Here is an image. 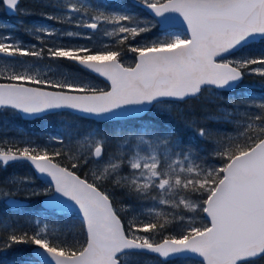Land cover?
I'll use <instances>...</instances> for the list:
<instances>
[{
    "label": "snow or ice",
    "instance_id": "6c2138e0",
    "mask_svg": "<svg viewBox=\"0 0 264 264\" xmlns=\"http://www.w3.org/2000/svg\"><path fill=\"white\" fill-rule=\"evenodd\" d=\"M2 3L7 11L19 10V0ZM137 3L150 19L113 0H57L46 5L53 10L43 13L45 19L78 30L26 29L39 42L30 47L0 32V110L30 119L69 112L119 125L87 130L83 150L72 155L64 147L73 135L67 128L49 136L58 149L30 138L20 141L23 147L0 139V167L28 163L47 177L46 187H33L30 194L47 195L50 208L78 216L84 237L83 242L64 238L41 218L21 224L4 215L0 204L5 226L0 251L33 246L24 264H133L144 253L157 264L179 258L198 264L264 261V96L243 97L234 105H247L237 122L243 128L235 138H242L240 143L213 139L206 125L193 130L198 141L213 143L207 157L185 135L144 119L154 108L196 98L205 89L235 90L245 75L264 78V52L244 51L264 43V0ZM157 25L163 37L148 39ZM97 33L105 38L102 43L94 39ZM128 53L135 59L126 66ZM41 61L43 70L36 67ZM91 77L110 86L102 89ZM220 111L207 118L232 121L233 113ZM111 143L118 150L106 155ZM62 156L68 166L54 162ZM207 158L221 163L209 164ZM89 165L90 179L88 172L84 178L77 174ZM32 184L29 176L5 177L0 201L19 210L23 202L16 195ZM117 190L132 205L131 219L127 214L122 219L124 210L114 206ZM184 210L205 214L208 224L198 226Z\"/></svg>",
    "mask_w": 264,
    "mask_h": 264
},
{
    "label": "rangeland",
    "instance_id": "374dc122",
    "mask_svg": "<svg viewBox=\"0 0 264 264\" xmlns=\"http://www.w3.org/2000/svg\"><path fill=\"white\" fill-rule=\"evenodd\" d=\"M47 0H20L19 3V10L15 11L13 15L8 16V21H3L0 15V32L2 33H11L17 38H20L18 35L24 36L25 33L30 34L28 37L32 38L31 41H26V38H28L26 35L23 38H20L24 41L26 46H31L33 43H39L34 39V36L30 32H26V29H31L33 27H55L57 32H60L62 29L66 30H78L75 29L74 25L70 24H59L57 25L53 21H49L45 19L43 13L46 12H52L51 7H46V5L52 4ZM127 7L134 11L137 15L141 16L145 19H150L151 17L147 15H143L141 13V10L138 6L137 0H126ZM113 3L117 6H126L123 4H120L119 2L113 0ZM55 4V3H53ZM3 11V8L0 7V13ZM31 13V14H28ZM41 18V19H39ZM88 31V30H84ZM148 39H152L154 37L160 36L163 37L164 31L158 30V27L154 28L152 33L146 34ZM46 41L51 40L50 37L44 38ZM67 39H73V38H65ZM94 39L97 40V43H102V41L105 39L101 33H97V35L94 37ZM75 42V41H74ZM79 43H84L85 41H78ZM245 52H250V54L254 56H259L261 52H264V43H256L254 44L250 49H245ZM237 56L240 55V53L236 54ZM234 57H229V59H232ZM22 60H26L29 63L32 62V58H20ZM134 54L128 53L124 57V63L127 65L134 64ZM45 61L39 62L36 67L39 70H43ZM248 79L247 81L240 84V89L234 90V91H223V90H215V89H205V91L201 94L200 97H203L205 99L211 100L220 106L218 107V113L215 114L213 117H219L221 115V109H227L229 112L233 113L232 121L231 122H225L223 119H216L218 120V128L210 129L212 132L213 139H226V138H233L234 142L240 143L242 142V138L235 139L239 132L243 131V128L240 126L238 121L241 120L242 114L245 112V108L247 105L240 106L238 108L234 107L236 102L240 101L243 97H255L257 98V101H259V97L264 96V78H261L256 75H247ZM94 82L102 89H107V84L100 80L97 77H91ZM260 91H255V90ZM221 99L223 100H231V104H223L221 103ZM249 104L251 101L248 102ZM174 106H177V103H170L166 105L163 108H154L149 114H152L153 116H158L159 114H163L166 112H169ZM255 111V109H252ZM59 118L54 119L53 116H45L43 119H36V120H24L20 117L19 114L13 113L11 110H0V139H8L9 141H15V143H21L24 146V143L20 142L25 139H31L36 143L44 144L48 143L50 144L51 148H56L57 143L51 142L49 140V136L55 134L57 131L61 129L60 125L57 123V120ZM30 124V125H28ZM71 128L69 129L73 135L71 138H68L65 142V150L71 151L72 154H78L83 149L80 148V143L82 142V136L87 133V130L92 129V127L89 124H82V122H75L73 125L70 123ZM33 126V127H32ZM73 127V128H72ZM76 133H80L81 135H76ZM212 143V142H211ZM213 145V143H212ZM115 143L110 144V149L108 150L107 154H110L111 152L115 151ZM78 147V148H77ZM214 147V145H213ZM212 147V148H213ZM110 151V152H109ZM69 154V153H68ZM106 154V155H107ZM209 164L215 165L212 161H207ZM216 166V165H215ZM92 165H89L90 169ZM79 175V174H78ZM7 177V175H6ZM34 180V183H37L38 178L34 177L33 172L29 175ZM0 181H3V179L0 178ZM42 185V184H41ZM41 185L36 184V188H42ZM46 186L45 184H43ZM8 189L15 190L12 188L11 185L6 186ZM38 198V196L35 197ZM0 203H3L0 201ZM128 210L130 213V216L132 217V205H128ZM185 213H187L190 216H195L196 220H202L204 219L202 215V219L200 216V213H190L188 210H184ZM203 214V213H202ZM37 218L44 219V223H46L50 230H55L59 235H61L64 238H67L71 240L73 237L81 241L82 238V230L80 228V220L78 216L75 214L72 215H62L56 218L57 220L54 221V224L51 223V221L47 220L46 218L38 217L31 214H25L21 216H15V219L11 218L14 221H19L21 224H24L26 221L29 220H35ZM143 219V217H141ZM208 224V223H206ZM5 226L4 224L0 223V228ZM1 233V232H0ZM22 247H25L23 245ZM32 247V246H30ZM23 251V249L21 248ZM12 255H16V252H12ZM29 257L26 256L25 259ZM21 261L22 264H24V261ZM144 262V264H157V258L154 256H151L149 254H139L138 259L134 260L133 264H141V262ZM173 261V260H171ZM169 261V262H171ZM256 264H264V261H257Z\"/></svg>",
    "mask_w": 264,
    "mask_h": 264
},
{
    "label": "trees",
    "instance_id": "16d2710c",
    "mask_svg": "<svg viewBox=\"0 0 264 264\" xmlns=\"http://www.w3.org/2000/svg\"><path fill=\"white\" fill-rule=\"evenodd\" d=\"M119 2L120 4L126 5L127 7V2L126 0H115ZM1 2V0H0ZM141 13L143 15H146L143 10H141ZM1 18L2 20L6 21L7 16L6 14L2 11L1 12ZM29 36L30 34L25 33L24 36ZM20 38H23L24 36L18 35ZM33 40L32 38H26V41H31ZM248 77L246 78L247 81ZM240 88V87H239ZM205 90L202 91V93ZM201 93V94H202ZM201 94L196 97V98H188L184 102H178L177 106H174L169 112L159 114L158 116H153L152 114H145L144 119L149 120L151 122H154L155 124L162 125L165 128H173L175 129L178 133L185 135L188 139L192 140L194 144L198 146L199 149L202 150V155H205L207 157V153L210 152L213 148V145L211 142H204V141H198L197 138L192 134L193 130L197 126H203L206 125L209 129H214L218 128V120L216 119H208L207 117H213L215 114L218 113V107L220 106L219 104L205 99L203 97H200ZM47 116H53L55 121L57 118V123L60 125L61 129L67 128L70 129L72 125L79 121L82 122V124H89L94 128H101V129H108L111 130L112 128L118 127V124L115 123H104V122H94L91 120H86L81 118L78 115L71 114L69 112H60V113H55ZM36 120V119H35ZM196 120L198 121V124H192V121ZM30 125V124H28ZM33 127V126H32ZM73 128V127H72ZM60 129V130H61ZM68 138L65 139V142L67 141ZM11 146H19L23 147L21 143H12ZM64 143V147H65ZM61 145L57 144V149L60 148ZM78 148V147H77ZM110 149V145L106 147V154L108 150ZM117 147L115 146V151H117ZM66 151V150H65ZM71 155V151H66ZM110 152V151H109ZM113 153V152H111ZM57 163H60L63 166H68V160L67 156H62L59 157L55 160ZM207 161H212L216 166H219L221 161L207 158ZM32 170L26 163H15L7 167V169H4L0 167V178L4 179L7 176L15 173L18 177H24V176H29L31 174ZM88 172L89 173V179L91 177V173L89 169L85 168L83 170H78L77 174L81 175L83 177V173ZM35 177V176H34ZM84 178V177H83ZM38 183V181H37ZM106 190L109 192L112 191L110 187L107 185L105 186ZM155 194V193H153ZM42 196V195H41ZM36 198V200L30 201L27 205L19 207V210L13 209L12 207L7 206L5 203H0L3 204V211L4 215L10 216L11 218L15 219V216H21L25 214H31L35 216H39L42 218H46L47 220L51 221V223L54 224V221H56L59 216L66 215L64 213H60L57 211L53 210H46L43 209L40 204H39V199ZM128 205L129 202L126 197H124L123 193L120 192L119 190L116 191L115 194V200H114V206L123 209L122 219H125V215L127 214V219H131L129 210H128ZM202 213H200L201 219ZM126 222V220H125ZM207 220L204 218L202 220L198 221V226L199 225H206ZM80 228L82 230V226L80 224ZM171 230V229H170ZM177 230L179 228L177 227ZM0 232L4 233L5 229L4 227L0 228ZM83 232V230H82ZM159 239L160 237H156ZM83 233H82V238L81 242H83ZM25 245V247H22ZM30 246L28 244H19V245H14L11 249H8L6 251H0V264H22L21 261L25 259L26 256L30 255ZM23 249V251L21 250ZM12 252H16V255H12ZM168 264H198V260L195 259H185V258H179V259H174L171 262H168Z\"/></svg>",
    "mask_w": 264,
    "mask_h": 264
},
{
    "label": "water",
    "instance_id": "95a60500",
    "mask_svg": "<svg viewBox=\"0 0 264 264\" xmlns=\"http://www.w3.org/2000/svg\"><path fill=\"white\" fill-rule=\"evenodd\" d=\"M19 1H20V0H19ZM3 8H4V10H5V12H6L7 15H11V14L14 13V12L7 11V10H6V7H5L4 5H3ZM158 29H159V30H163V28H162L160 25H158ZM99 79L102 80L103 82H105V83L107 84V88L110 86V84H109L108 82H106V81L104 80V78H99ZM105 90H106V89H105ZM223 91H232V90L225 89V90H223ZM19 115H20V114H19ZM20 117H21L22 119H24V120H28V121H30V120H34V119L27 118V117H22L21 115H20ZM54 162H55V161H54ZM27 164H28V163H27ZM28 165H29L30 168L32 169V171H33L34 175L36 176V178H38V179L41 180V181H46V182H47V179H48L47 177L39 176V175L34 171L33 167H32L30 164H28ZM61 166H62V165H61ZM82 178H83V177H82ZM16 199L22 201V202H23L22 205L27 204V201H26V200L20 199V198H18V197H16ZM47 201H48V196H47V195H44V196L40 199V204H41V206H42L43 208H45V209L54 210V209H52V208L49 207ZM22 205H21V206H22ZM203 216H204V218L207 220V222H209V221H208V218H206L205 214H203ZM32 247H33V246H32ZM32 247H31V249H32ZM31 249H30V250H31ZM195 260H196V259H195Z\"/></svg>",
    "mask_w": 264,
    "mask_h": 264
},
{
    "label": "flooded vegetation",
    "instance_id": "af4514ba",
    "mask_svg": "<svg viewBox=\"0 0 264 264\" xmlns=\"http://www.w3.org/2000/svg\"><path fill=\"white\" fill-rule=\"evenodd\" d=\"M47 1L51 2L52 4L57 2V0H47ZM49 2H48V3H49ZM0 7H1V9L3 8V3H2V1L0 2ZM0 14H1V13H0ZM39 19H41V18H39ZM53 22L56 23L57 25H59V23H57L56 21H53ZM37 181H38V183H34V184H32V185H25V186H23V187H24V190H21L20 192H18L17 195H16V197L21 198V199H23V200H26V201H27V204H28L30 201L34 200L36 196H32V195L30 194V190H31V188L35 187L36 184H38V185H41V184H42V185H41L42 187H46V186L43 185V183H41V181H39V180H37ZM35 188H36V187H35ZM40 198H41V196H40ZM40 198H39V199H40ZM27 204H26V205H27Z\"/></svg>",
    "mask_w": 264,
    "mask_h": 264
}]
</instances>
